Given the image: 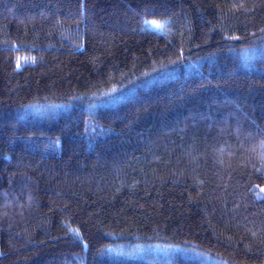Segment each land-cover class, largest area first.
Instances as JSON below:
<instances>
[{
  "label": "trees",
  "instance_id": "obj_1",
  "mask_svg": "<svg viewBox=\"0 0 264 264\" xmlns=\"http://www.w3.org/2000/svg\"><path fill=\"white\" fill-rule=\"evenodd\" d=\"M0 264H264V0H0Z\"/></svg>",
  "mask_w": 264,
  "mask_h": 264
},
{
  "label": "rangeland",
  "instance_id": "obj_2",
  "mask_svg": "<svg viewBox=\"0 0 264 264\" xmlns=\"http://www.w3.org/2000/svg\"><path fill=\"white\" fill-rule=\"evenodd\" d=\"M151 27L153 28H157L158 26H160L158 23H151L150 25ZM153 249H156L155 247H148V250H153ZM143 250V249H142ZM144 251V250H143Z\"/></svg>",
  "mask_w": 264,
  "mask_h": 264
}]
</instances>
